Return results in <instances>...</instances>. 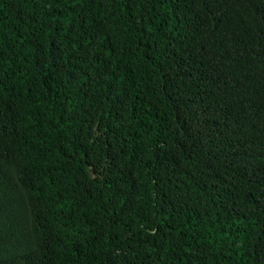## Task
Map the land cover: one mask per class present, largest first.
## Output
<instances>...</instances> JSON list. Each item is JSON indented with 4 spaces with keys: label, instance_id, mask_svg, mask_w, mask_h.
<instances>
[{
    "label": "trees",
    "instance_id": "1",
    "mask_svg": "<svg viewBox=\"0 0 264 264\" xmlns=\"http://www.w3.org/2000/svg\"><path fill=\"white\" fill-rule=\"evenodd\" d=\"M0 264H264V0H0Z\"/></svg>",
    "mask_w": 264,
    "mask_h": 264
}]
</instances>
